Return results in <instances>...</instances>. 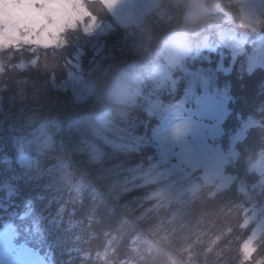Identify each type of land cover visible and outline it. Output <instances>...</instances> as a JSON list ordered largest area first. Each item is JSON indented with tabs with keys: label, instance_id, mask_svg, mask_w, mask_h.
<instances>
[{
	"label": "trees",
	"instance_id": "obj_1",
	"mask_svg": "<svg viewBox=\"0 0 264 264\" xmlns=\"http://www.w3.org/2000/svg\"><path fill=\"white\" fill-rule=\"evenodd\" d=\"M235 1L207 0L206 4L222 19L232 15L238 32L250 36L245 50L232 55L218 44L215 27L208 31L200 29L197 39L186 33L185 47L200 52L194 55L195 51H189L182 58L184 68L173 73V77L180 76L174 87L169 79L163 81L164 86L153 84L154 67L164 63L173 39L171 31L181 28V20L166 27V22L161 26L155 22L154 27L136 31L117 24L101 0H87V7L99 22L112 23L109 31L91 34L78 23L65 30L60 46H25L0 51L3 64L0 120L24 124L28 116L38 112L39 121L57 119L66 123L64 139L74 160L81 155L76 149L84 140L98 144L104 152L100 163L91 164L87 157L77 163V172H85L89 177L78 189L77 176L71 180L64 176L65 180L61 181L60 171L50 168L48 161L26 170L20 164L17 148L25 136L22 132L0 134V231L8 224L14 247L31 249L50 264H175L171 255L180 259V252L195 264H264V242L257 244L247 259L241 254L242 243L251 234L245 226L252 201L239 186L250 188L264 176L252 169V163L264 151V67L248 70V58L259 33L238 25L240 10ZM180 8L178 12H183V6ZM205 35H209L210 46L215 51L202 49L201 39ZM203 54H208L209 59H204ZM221 58L229 71H217L215 78L216 84L226 89L230 101L226 130L241 127L249 118L257 121L236 142L238 156L227 165L226 171L234 175V183L225 190L203 184L192 196H186L183 207L167 204L163 196L149 198L159 190L160 182L138 183L118 197L107 191L103 179L97 178L101 167L118 166L117 172L123 178L131 176L141 164H150L158 155L151 143L133 149L115 148L94 130L110 139L129 140L137 134L150 137L157 122L146 112L150 101L180 99L183 89L188 88V71L197 67L215 69ZM127 71L139 76L136 85L140 93L135 103L107 101L106 107L105 104L98 107L94 98L104 99L108 87ZM72 74L92 83L96 89L81 108L77 107L69 83ZM168 89L174 92H165ZM85 115L89 117L85 119ZM102 115L109 118L105 124L99 121ZM117 126L120 133L113 136L110 131ZM223 142L226 143L224 139ZM125 170H128L126 174ZM94 184H99L101 191ZM253 194L262 199L264 184L261 191L253 190ZM174 213L179 216L175 218L177 221L170 220ZM142 233L165 234L159 236L162 252L156 253L140 242Z\"/></svg>",
	"mask_w": 264,
	"mask_h": 264
},
{
	"label": "rangeland",
	"instance_id": "obj_2",
	"mask_svg": "<svg viewBox=\"0 0 264 264\" xmlns=\"http://www.w3.org/2000/svg\"><path fill=\"white\" fill-rule=\"evenodd\" d=\"M86 1L75 0L78 11L70 20L62 23L60 30L53 33V38L25 40L20 48L60 46L63 43L65 30L76 27L78 23H82L85 31L91 34H101L113 28L112 23H101L91 16ZM101 1L111 11L117 24L136 31L152 27L155 22H158L160 26L166 22V27L168 24L175 25L181 20V28L171 31L173 39L170 40V45L164 55V63H158L154 67L156 80L153 84L157 85L161 83L164 86L163 81L169 79L170 86L174 87L180 81V76L173 77V73L184 68L182 58L189 51H195V49L189 50L185 47L186 33L197 39L200 29L208 31L215 27L218 30V44L230 50L232 55L242 53L245 50L246 40L250 38L247 34L238 32L236 23L232 22V15L229 16L230 18L222 19L211 12L206 4L207 0L203 6H197L195 9L192 5L194 3L199 5L200 0H115L112 7L108 6L111 0ZM234 3L238 4L240 10L238 25L240 26L241 20L245 23L250 22L255 25L254 28L251 26L242 28L251 33H259L258 42L252 48V53L248 58V70L252 71L259 66L264 67V0H236ZM180 6H183V12H178L182 8ZM186 15L188 16L187 21ZM208 36H202V49H207L209 52L215 51L214 47L210 46ZM2 43L3 38L0 37V45ZM3 49L0 47V51ZM199 52L200 50H196L194 55H198ZM203 58L209 59L208 54H203ZM216 65L215 69L212 67V69L197 67L193 69L194 71L190 69L188 88L183 89L180 99L166 101L159 98L150 101L146 112L157 120L150 137L137 134L130 136L129 140L110 139L94 130L97 136L102 137L106 143L115 148L130 147L133 149L151 143L158 155L150 164H141L131 176L124 175L123 178L117 172L119 171L118 166L101 167L97 178L103 179L102 185H105L107 191L118 197L138 183L160 182L159 190L150 194L149 198L163 196L167 204L177 203L183 207L186 196H192L203 184H212L211 187L215 190H225L234 183V175L226 171L227 165L233 163L238 156L236 142L243 139L251 126L257 124V121L249 118L243 121L241 127L226 130L225 122L231 112L230 101L226 89L216 84L215 74L220 70L228 72L229 68L224 65L222 58L216 62ZM2 70L3 64L0 60V72ZM137 80L139 76L135 72H123L120 79L112 87H108L104 93V99L94 98L95 104L98 107L104 104L106 107L107 101L123 105L134 104L140 93L136 85ZM69 83L73 87L79 108L96 92L92 83L81 80L75 74L71 75ZM170 90L172 89L165 92ZM88 117L89 115H85V119ZM40 118L41 114L34 112L28 116L24 124L19 121L2 119L0 120V134L22 132L25 136L19 140L17 148L20 164L26 170L30 171L39 167L43 160L48 161L50 168L60 171L61 181L65 180L64 176L67 180L77 176L79 189L89 177L85 176V172L82 174L77 172V163L83 161V157H87L91 164L100 163L104 156L102 148L92 141L84 140L76 149L77 152H81V155H78V160H74V155L68 149L64 139L67 131L66 123L57 119L39 121ZM99 121L105 124L109 118H103L102 115ZM177 126H180L179 134H177ZM28 133L32 135L28 136ZM89 144L97 147L99 159H93L92 152L86 147ZM256 171L264 174V160L260 162ZM127 172L128 170H125V174ZM263 184L264 176L260 183L250 188L246 185L239 186V190L243 191L246 198L252 201L247 226L244 225L251 230V234L241 246L244 260L255 250L257 244L259 246L264 242V197L260 199L253 194V190L261 191ZM95 189L101 191V186L96 184ZM178 217V214L174 213L170 220L177 221ZM162 235L163 233L156 236L152 233H142L139 241L159 253L163 250L159 238ZM182 253L180 252V259L171 255V260L175 261V264H195L190 257L186 258ZM0 264L50 263L31 249L14 247L8 224H5V229L0 231Z\"/></svg>",
	"mask_w": 264,
	"mask_h": 264
},
{
	"label": "snow or ice",
	"instance_id": "obj_3",
	"mask_svg": "<svg viewBox=\"0 0 264 264\" xmlns=\"http://www.w3.org/2000/svg\"><path fill=\"white\" fill-rule=\"evenodd\" d=\"M114 2L111 0L108 6L112 7ZM77 11L75 0H0V37L3 38L0 47L19 50L25 40L53 38V33ZM240 26L255 27L244 20L240 21ZM179 131L180 126H177V134ZM110 133L119 135V126ZM86 147L92 152L93 159L100 158L97 147L92 144Z\"/></svg>",
	"mask_w": 264,
	"mask_h": 264
},
{
	"label": "clouds",
	"instance_id": "obj_4",
	"mask_svg": "<svg viewBox=\"0 0 264 264\" xmlns=\"http://www.w3.org/2000/svg\"><path fill=\"white\" fill-rule=\"evenodd\" d=\"M204 2H205V0H200V4L199 5H197V4H193L192 5V8L193 9H195L197 6H203V4H204ZM186 21H187V19H188V16L186 15ZM262 160H264V151H262V152H260L259 154H258V159H257V161H255L254 163H253V165H252V169L255 171V170H258V166H259V164H260V162L262 161Z\"/></svg>",
	"mask_w": 264,
	"mask_h": 264
}]
</instances>
